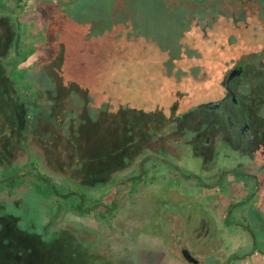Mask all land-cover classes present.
Segmentation results:
<instances>
[{
	"label": "trees",
	"instance_id": "1",
	"mask_svg": "<svg viewBox=\"0 0 264 264\" xmlns=\"http://www.w3.org/2000/svg\"><path fill=\"white\" fill-rule=\"evenodd\" d=\"M51 15L35 35L46 46L38 52H47L49 64L40 59L34 75H27L24 65L36 53V47L22 51V24L0 15V193L11 196L30 188L51 201V219L59 214L83 216L95 212L97 218L110 220L121 200L134 195L140 178L125 182V193L117 190L116 200L105 204L108 212L98 209L104 205L101 198L89 196L84 185H95L89 186L92 191L96 185L103 188L112 183V179L105 180L115 172L110 169L115 161L145 152L151 142L171 130L169 125L179 126L187 114L184 108L217 101L219 95L204 100L202 94L210 81L222 78L216 69L223 62L193 59L197 48L183 37L186 14L179 37L182 50L178 53L180 57L190 56L178 58L184 66L176 59L172 62L157 55L153 44L123 21L113 19L110 26L99 29V38L91 40L88 36L95 29L93 22L75 18L66 21L69 14L64 9ZM55 29L57 32H53ZM89 45H94V52L85 48ZM8 47L14 49L12 57L7 54ZM187 47L191 48L189 54L183 51ZM258 62L231 64L237 68L234 75L243 71L238 88L246 83L253 87L251 91H237L243 117L248 114L256 118V125L264 128V65ZM52 66H60L58 73L52 72ZM169 80H173L171 92ZM251 96L257 105L249 108ZM256 134V144L264 142V131ZM22 151L29 156L24 164L6 166ZM38 151L76 164L83 184L57 185L41 172ZM228 211L232 212L231 206ZM230 219L234 220L232 215ZM225 224L230 226L229 219ZM42 245L32 247L19 237L7 238L1 231L0 264H106L75 228L46 235Z\"/></svg>",
	"mask_w": 264,
	"mask_h": 264
},
{
	"label": "rangeland",
	"instance_id": "2",
	"mask_svg": "<svg viewBox=\"0 0 264 264\" xmlns=\"http://www.w3.org/2000/svg\"><path fill=\"white\" fill-rule=\"evenodd\" d=\"M182 3L172 0H0V15L22 24V51L36 47V53L28 57L24 65L27 75L38 73L40 59L49 64L47 52H38L46 46H42L35 35L51 18V13L61 9L69 14L66 21L75 18L95 24L88 36L91 40L99 38L101 30L117 19L133 26L136 35L152 43L157 55L172 62L176 59L184 66L178 59L182 50L179 37L185 25L183 16L186 11L201 12L202 8L198 4L191 8ZM85 48L94 52V45ZM13 51L8 47V56L12 57ZM183 51L189 54L191 48ZM260 63L264 65V61ZM47 68L50 67L47 65ZM51 69L58 73L60 66ZM216 84L210 81L203 88L204 100L219 95L214 87ZM244 86L243 90L248 91L247 83ZM183 112L187 114L181 121L185 123L182 132L179 127L169 125L177 131L168 137H157L145 152L131 153L125 160L111 165V171L115 172L107 175L105 181L112 179V183L103 188L96 185L92 191L90 188L95 185L90 186L88 182L84 185L89 196L101 198L104 205L98 209L108 212L105 204L116 200L117 190L125 193L124 183L140 178L136 192L121 200L114 218L104 221L94 212L83 216L59 214L51 219L54 210L51 201L30 188H22L11 196L0 193V228L4 236L19 237L32 247L41 248L46 235L75 228L83 240L92 243L97 257L106 264H220L222 253H230L238 237L253 234L259 245L264 238V157L257 152L250 157L243 141L227 137L219 144L212 141L207 147L204 139L209 132L208 126L202 124L216 114L189 108H184ZM238 117L242 118L240 114ZM164 138L178 146L169 148ZM156 150H161V154H156ZM166 150L171 161L166 159ZM28 157L23 151L17 153L6 166L22 165ZM36 158L41 172L57 185L83 184L81 170L62 156L38 151ZM164 159L178 169V173L172 174L165 162H161ZM145 171L144 177L142 172ZM231 215L234 220L230 219ZM226 219L230 221L228 227ZM182 250L188 251L197 263L185 260Z\"/></svg>",
	"mask_w": 264,
	"mask_h": 264
},
{
	"label": "flooded vegetation",
	"instance_id": "3",
	"mask_svg": "<svg viewBox=\"0 0 264 264\" xmlns=\"http://www.w3.org/2000/svg\"><path fill=\"white\" fill-rule=\"evenodd\" d=\"M169 2L171 0H168ZM176 3L183 2V6L194 8L198 4L202 8L201 12L195 10L186 11V29L183 32L184 40L196 46L197 55L193 59H207L222 61L217 64V69L222 78L217 81L214 87L219 92L218 100L226 95V88L223 85V79L237 68L232 66V62L239 61H264V0H172ZM158 55H161L158 53ZM183 58L190 57L188 55H181ZM242 70L239 74L232 75L228 80V87L231 95L216 109H203L199 104L190 108L192 110H199L207 114H216V117H208L207 121L203 122L202 126H208V134L204 139V144L208 147L212 141L219 144L227 137L231 140H241L245 143L246 148L249 149V154L257 152L261 158L264 157V142L256 144V132L264 131L256 125V118L243 117L241 113L244 111L241 101L238 100V89L244 91L245 86H239V78L242 75ZM214 76V75H213ZM173 81V80H172ZM167 82L170 87V92L173 89V82ZM170 82V83H169ZM253 87L249 85V90ZM217 100V101H218ZM207 103V102H205ZM248 107H254L257 103L253 97L248 99ZM257 105V104H256ZM189 109V110H190ZM242 118H239L238 115ZM171 126V125H170ZM185 123H181L180 131L184 128ZM201 126V127H202ZM177 128L167 131L162 137H168L171 133L177 131ZM201 130V129H200ZM182 132V131H181ZM260 133V132H259ZM262 134V132H261ZM264 137V135H261ZM256 138V139H255ZM214 139V140H213ZM169 148L177 147L174 141L169 142L168 138L163 139ZM260 141V140H259ZM256 147L258 148L256 150ZM171 161V156L168 150L165 152ZM170 156V159H169ZM166 159L161 160L165 162V167L172 174L178 173V169H174L171 163ZM264 159V158H262ZM264 162V161H262ZM182 172H184L182 170ZM144 174V172H142ZM178 175V174H177ZM250 198V197H248ZM250 214V211H247ZM185 257H191L186 250H182ZM195 260V259H194Z\"/></svg>",
	"mask_w": 264,
	"mask_h": 264
},
{
	"label": "crops",
	"instance_id": "4",
	"mask_svg": "<svg viewBox=\"0 0 264 264\" xmlns=\"http://www.w3.org/2000/svg\"><path fill=\"white\" fill-rule=\"evenodd\" d=\"M235 244L230 253H222L220 264H264V238L258 245L255 236L247 234L245 238L238 237Z\"/></svg>",
	"mask_w": 264,
	"mask_h": 264
},
{
	"label": "water",
	"instance_id": "5",
	"mask_svg": "<svg viewBox=\"0 0 264 264\" xmlns=\"http://www.w3.org/2000/svg\"><path fill=\"white\" fill-rule=\"evenodd\" d=\"M235 74V71L230 72L224 79H223V85L226 88L227 92L224 98L218 100V101H213V102H207V103H202L199 105L200 108L203 109H216L220 106V104L225 100V98H227L228 96H230L232 93L228 87V80L230 79V77L232 75ZM186 259L191 262V263H197L196 261H194V259H192L191 257H186Z\"/></svg>",
	"mask_w": 264,
	"mask_h": 264
}]
</instances>
